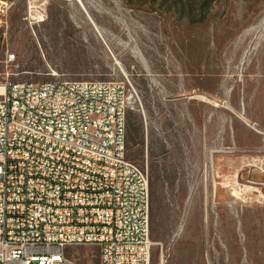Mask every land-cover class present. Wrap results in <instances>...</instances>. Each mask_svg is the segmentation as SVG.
Wrapping results in <instances>:
<instances>
[{
	"label": "rangeland",
	"instance_id": "1",
	"mask_svg": "<svg viewBox=\"0 0 264 264\" xmlns=\"http://www.w3.org/2000/svg\"><path fill=\"white\" fill-rule=\"evenodd\" d=\"M79 1L0 0V86L126 81L145 143L128 158L165 186L151 264H264V0ZM65 255L100 264L95 246Z\"/></svg>",
	"mask_w": 264,
	"mask_h": 264
},
{
	"label": "built area",
	"instance_id": "2",
	"mask_svg": "<svg viewBox=\"0 0 264 264\" xmlns=\"http://www.w3.org/2000/svg\"><path fill=\"white\" fill-rule=\"evenodd\" d=\"M30 6L42 23L45 7ZM131 100L124 80L6 83L0 264H78L65 255L75 246L97 247L100 264H151L150 180L128 158Z\"/></svg>",
	"mask_w": 264,
	"mask_h": 264
},
{
	"label": "trees",
	"instance_id": "3",
	"mask_svg": "<svg viewBox=\"0 0 264 264\" xmlns=\"http://www.w3.org/2000/svg\"><path fill=\"white\" fill-rule=\"evenodd\" d=\"M179 1L181 4H183V2H185L186 0H179ZM188 1L190 2L191 0ZM209 1L210 0H204L203 5L207 4ZM129 143L138 146L141 154H143V152L145 151L143 129L141 126H137L136 124L131 123V121L130 123L128 122V126H127V146L129 145ZM163 188L165 190V186L162 184L160 174L154 169V171H152V176L150 178V194L154 199H156L159 190ZM163 196L166 197L164 191H163Z\"/></svg>",
	"mask_w": 264,
	"mask_h": 264
},
{
	"label": "bare ground",
	"instance_id": "4",
	"mask_svg": "<svg viewBox=\"0 0 264 264\" xmlns=\"http://www.w3.org/2000/svg\"><path fill=\"white\" fill-rule=\"evenodd\" d=\"M78 2L80 4L81 8H83V10L85 11L86 10L85 6L82 5V3L79 0H78ZM7 10H8V7H7ZM26 85H36V82H26ZM4 91H5V87L4 86H2V87L0 86V95H2L4 93Z\"/></svg>",
	"mask_w": 264,
	"mask_h": 264
}]
</instances>
